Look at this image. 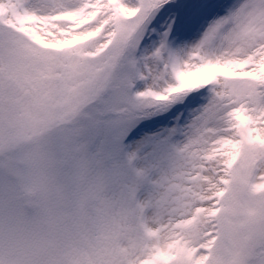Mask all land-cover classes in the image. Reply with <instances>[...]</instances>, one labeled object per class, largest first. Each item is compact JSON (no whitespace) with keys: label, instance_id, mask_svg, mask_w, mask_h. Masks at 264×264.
<instances>
[{"label":"snow or ice","instance_id":"snow-or-ice-1","mask_svg":"<svg viewBox=\"0 0 264 264\" xmlns=\"http://www.w3.org/2000/svg\"><path fill=\"white\" fill-rule=\"evenodd\" d=\"M0 264H264V0H0Z\"/></svg>","mask_w":264,"mask_h":264}]
</instances>
